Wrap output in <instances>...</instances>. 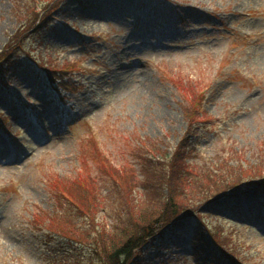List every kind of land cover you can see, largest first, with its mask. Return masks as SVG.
I'll return each instance as SVG.
<instances>
[{
	"label": "rangeland",
	"instance_id": "374dc122",
	"mask_svg": "<svg viewBox=\"0 0 264 264\" xmlns=\"http://www.w3.org/2000/svg\"><path fill=\"white\" fill-rule=\"evenodd\" d=\"M31 1L0 0V51L20 43L0 68V264H101L167 197L199 200L204 171L264 177V0H62L49 22L38 7L53 0H35L40 32L19 35ZM41 59L64 68L60 85ZM171 162L184 177L166 189ZM70 201L81 217L65 222ZM257 202L204 220L237 242L238 264H264ZM185 235L170 264L218 260L202 232Z\"/></svg>",
	"mask_w": 264,
	"mask_h": 264
},
{
	"label": "trees",
	"instance_id": "16d2710c",
	"mask_svg": "<svg viewBox=\"0 0 264 264\" xmlns=\"http://www.w3.org/2000/svg\"><path fill=\"white\" fill-rule=\"evenodd\" d=\"M33 1L34 2L31 1L32 5L33 3H36L35 0ZM60 1L62 0L59 1L53 0V2H51L50 4L47 3L46 5L45 2L41 4L40 7H38V4H36L37 7L42 11L41 12L42 16H40V18L44 19L43 22H49L54 20L57 14L56 9L58 8V4ZM32 5L30 6L31 8H28L29 6H27L25 9L27 10V13L25 14L27 21L24 23L25 26L19 28V35L24 28L26 29L30 28L28 29L30 31L29 34H38L40 32L39 26L35 25V21L39 18L40 10L38 11L37 7H35V5L33 6ZM55 5L57 8L55 7ZM34 8L35 10L32 11V9ZM12 40H14V38ZM19 44L20 43L16 45H9L7 46V48L2 49L0 51V68L7 62L11 64V61L9 60H11L13 54H14L13 57H15L18 54L17 46ZM13 49H15V51ZM39 62L40 63L38 64L39 65L38 67L41 70H43L44 74L47 76V80H46L47 83L48 84L58 83V85H60V83L56 81V79L58 80L61 79V77L59 79V75H57V73L64 72V68L60 67L59 69H56L52 67V63H50L51 61H47V60L45 61L43 59L39 60ZM61 86H63L62 83ZM167 167L168 170H165L161 175L162 177L161 181L162 183H164V185H166L165 186L166 189L170 188L169 186L170 182L171 180H173L174 177L177 180L178 178L181 179V177H184V175H181V171H183L182 167L184 168L183 165L174 164V162H171ZM214 174H216L215 170L214 172L204 171L196 179V181H199V184L202 187L201 191H203V195L199 198V200L197 201L189 200L188 202L182 203L180 201H177L176 198L173 196L167 197V203L166 202L164 203V207H162L161 213L159 215H157L153 219H152L153 217L152 215L146 217L145 225H143V228L140 227L141 230H143L142 235L127 237L126 240L118 247H116L115 246L116 244L114 245L113 242L108 244L109 249L105 250L106 247H104L102 252L103 253L102 260L100 263L101 264H139L140 258L141 256H143L142 253L145 254L147 252L146 254L148 257V262L150 264H170L172 263L171 261H173L172 250L176 247L174 241L178 239H182L183 238L182 234L185 235V233L189 236L187 237L185 235V237L191 239V237H194L193 236L194 232H198L201 229L200 223L194 217L195 215L193 213L194 212L193 210L195 205L193 203H197L198 201H199L198 203L203 202L201 204L206 203L200 213L207 218H211V219L228 218L236 215L235 212H231L233 208L229 209L230 208L229 204L230 202L233 201L234 196H239V194H237L236 192L237 189L245 186H258L264 184L263 181L264 177L260 172L253 174L252 177L251 174L243 175L241 178H238L236 180H234V178L223 177L222 179L218 180L215 183L213 182L214 179H212ZM204 180H207V182L204 183L203 182ZM171 189L174 190L173 188ZM177 196L181 197L182 195H177ZM220 199H224V200H220ZM166 207L167 210L164 212ZM78 208L79 207H77L74 202L71 203L70 201V203L68 204V209L70 210V213L68 216H65V218H63L64 221L65 222L73 221L74 218H80L81 212L79 211ZM240 208L239 206H237L236 210H239ZM61 212L62 211L60 210L59 215H63L60 214ZM146 214H148V212ZM237 214H238L237 216L240 218L241 217L240 214L239 213ZM183 221H186V223L188 224L187 230L185 231H182L180 229V227L183 224ZM214 231L215 234L221 233V235H219L220 238L218 236L217 238L223 244L225 249L227 246L228 249H226V251H228L229 255H231L233 258L238 260L240 247L237 244V242L233 240V237H231V235L229 234H226L225 232L222 233L223 230L220 229V227L218 226L216 227L214 226ZM97 243L98 242L95 241L94 244ZM99 246L100 244L95 246V249L99 250L98 249ZM236 250H238V252ZM193 252L195 251L193 250ZM213 264H222V262L219 259L218 260L215 259Z\"/></svg>",
	"mask_w": 264,
	"mask_h": 264
},
{
	"label": "bare ground",
	"instance_id": "6f19581e",
	"mask_svg": "<svg viewBox=\"0 0 264 264\" xmlns=\"http://www.w3.org/2000/svg\"><path fill=\"white\" fill-rule=\"evenodd\" d=\"M249 201V199H247Z\"/></svg>",
	"mask_w": 264,
	"mask_h": 264
}]
</instances>
